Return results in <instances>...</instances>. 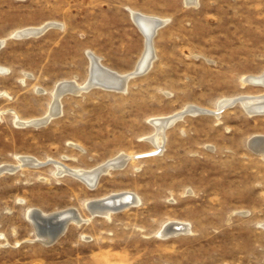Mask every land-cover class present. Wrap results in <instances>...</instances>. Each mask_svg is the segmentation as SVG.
<instances>
[{"label":"rangeland","instance_id":"374dc122","mask_svg":"<svg viewBox=\"0 0 264 264\" xmlns=\"http://www.w3.org/2000/svg\"><path fill=\"white\" fill-rule=\"evenodd\" d=\"M131 10L168 20L150 69L124 91L64 94L47 124L19 125L17 115L43 116L62 82L88 80V52L119 73L135 69L146 38ZM0 39V166L43 163L0 174V264H264V112L241 105L264 95L246 81L264 73V0H0ZM192 105L214 113L184 114ZM179 110L162 152L140 156L155 150L151 119ZM119 154L125 163L92 187L55 170L106 168ZM120 191L139 203L90 216L87 200ZM29 208L76 209L85 221L46 244ZM170 220L191 232L160 236Z\"/></svg>","mask_w":264,"mask_h":264},{"label":"bare ground","instance_id":"6f19581e","mask_svg":"<svg viewBox=\"0 0 264 264\" xmlns=\"http://www.w3.org/2000/svg\"><path fill=\"white\" fill-rule=\"evenodd\" d=\"M187 2H188V4H196L197 0H187ZM131 15H132L133 19L137 22V24L140 26V28L143 31L145 38H146V43H145L146 47L144 50V54H142V57L140 58V60L136 64V67L133 71L128 72V73H119L116 70H113V69H110V68L104 66L100 61V57H98V56L96 57L91 52H88V55H89L90 60H91L90 77H88V80H86L82 84H80L76 81L62 82L59 85L57 84L58 87L55 90H53V92H52V100H51V103L49 104L50 106L43 116L32 118V119H21L17 115L16 116V122L22 126H42V125L47 124L52 117L59 115V113H61L60 112V109H61L60 99L63 96V94H62L63 90L69 89L72 91H76L74 94L81 93L83 91V89L86 88L91 83L92 74L95 75L94 78L97 79V81L99 83H105V84L107 83L108 85H114L118 88H121V90H117V91H122V90L124 91L128 85V81L130 80L129 79L126 81V78L128 77V75H130L132 72H134L138 69H142V68L143 69L147 68V70H146V72H147L148 69H150V67L152 66L153 61L156 58V54H155L154 47H153V40L152 41L149 40L148 35L149 34H155L156 35L158 28L161 27L162 25L166 24L168 22V20L166 18H161L158 16L146 15V14L134 11V10H131ZM54 25H56V23L52 22V23H46L45 25L42 24L41 27H35V28L32 27V28H26V29H22V30L19 29L20 31H18L14 35L19 37V38H22V36H18V35H21V32L24 30L25 31L26 30L32 31V30L40 29V30L45 31L46 29H48L49 27L54 26ZM27 37H29V36H27ZM4 43H5V39H0V48L3 47ZM95 68H98V70L97 69L95 70ZM4 71H6V69L0 67V72H4ZM146 72H144V73H146ZM246 81H249V83L251 82L253 84H259V85L264 87V73H262L261 75H258V76H252V77L246 79ZM84 91H87V90H84ZM255 96H253L251 98H248V97L245 98L244 97L245 99L241 98L242 99L241 105H244L246 111H248V113L251 115L256 114L258 112H261V113L264 112V95H261V96L257 95V97H255ZM237 97H239V96H237ZM236 100H238V99H236ZM236 100H233V102ZM226 105H228V104H226ZM189 107H191V105H189ZM219 109H222V107ZM219 109L217 108V111ZM188 111L192 112L193 114H198V113H212L213 114L214 113V111H211V110L209 111V110L199 109L197 107L193 108V105H192V108L188 109ZM184 114H183V110L182 111L179 110V112L174 113L173 115H170V116L156 117L154 119H151V121L153 123L152 125H154L156 127V132L154 133V135H149V136L145 137L147 140H149L151 142V144H153V146L155 148V150L151 151V152H154V153L155 152H158V153L162 152V146H163L162 143H164V140H165L166 130L169 127H171L173 124H175L177 121L181 120ZM261 136H260V138H261ZM263 137H264V135H263ZM254 145L256 147L260 146L259 142H255ZM261 145H263V143H261ZM253 149H255V148H253ZM259 149H261L262 154H264V146L259 147ZM148 152H150V151H148ZM124 155L125 154H122L120 156V154H119V157L116 156L117 158L112 159L108 163L106 168L105 167L103 168V166H102V167H97V168H93V169H89V170H85V169H81V168H69V167H66V165H64V163H62L60 161H54L55 170L57 171V173H59V175L66 173V172H69V174L71 173V174L77 176L79 179L81 178L85 182V184H88L92 187L97 183V181H98V179H99V177L103 171L105 173L106 169H109V168L114 167V166L123 165V163H125V162H123V159H124L123 156ZM26 159H30L29 156H26V157L22 158L21 160H26ZM31 162L35 166L42 165L41 164L42 162L38 161V160H31ZM113 196H116L115 199ZM139 201H140V197L136 193H133L130 191H120V192L108 194V195L103 196V197L87 200L85 202V206L88 209V211L90 212V216L103 215V216L110 217L111 214L115 211V210H113V205H115V204L122 205L123 206L122 209H124V208H127V207L132 206V205H137L139 203ZM32 208L28 209L27 216L30 219V221L32 222V224L36 230V233H37L36 235L37 236L39 235V237L42 239L41 242L44 241V242L49 243L50 241H52V238L59 233L58 227L62 223V222H60V220L58 221L56 219H53L49 223H47V221L45 220L46 218H50V217L54 216V214H59L58 216H60V217H66L65 215H69L68 218H66L65 228H67L70 223L75 222L77 224H81L82 222L85 221V219L81 216V214L76 209L70 208L68 210H60L57 212H55V211L46 212V211H43L41 209H32ZM42 216H44V218H42ZM42 225H45V226L41 227ZM262 226L264 228V222H262ZM191 230L192 229L190 227L189 222L180 221V220H170L161 226V228L159 229V234L162 237H170L173 235L189 233V232H191ZM39 237H38V239H39Z\"/></svg>","mask_w":264,"mask_h":264},{"label":"water","instance_id":"95a60500","mask_svg":"<svg viewBox=\"0 0 264 264\" xmlns=\"http://www.w3.org/2000/svg\"><path fill=\"white\" fill-rule=\"evenodd\" d=\"M42 32H44V31L40 30V29H36V30H32V31L31 30H26V31L24 30V31L21 32V35H18V36L27 37V36H30V35H38V34H41ZM154 36H155V34H149L148 35L149 40L152 41ZM96 69L98 70V68H95V70ZM146 70H147V68H144V69L142 68V69H138V70L132 72L130 75H128V77L126 78V81L131 79L132 77H135V76L143 74L144 72H146ZM94 76L95 75L92 74L91 83L86 88H84L83 91L84 90H89V89L94 88V87H104V88L109 89V90H121V88H118V87H116L114 85H108L107 83L106 84L105 83H99L97 81V79L94 78ZM75 92L76 91H72V90L66 89V90H63L62 94L64 95V94H67V93H75ZM234 102L236 103V102H239V101L236 100ZM233 103H229L227 106H230ZM187 113H191V112L190 111H186L185 114H187ZM156 153L148 152V153L140 154V156H148V155H152V154H156ZM41 164H43V163H41ZM27 165L31 166L33 164L24 163L22 165H17V164L16 165L14 164V165H11V166L2 165V166H0V174L5 173V172H14V171L18 170L20 167L27 166ZM113 197L115 199L116 196H113ZM122 207H123L122 205L115 204V205H113V210L117 211V210L122 209ZM58 215L59 214H54V216L45 219L47 221V223H49L53 219H56L58 221L60 220V222H62L61 225L58 227L59 228L58 229L59 233L52 238V241H50L49 243H46V244H51V243L55 242L60 237V235L63 234L65 232V230H66V228H65V224L66 223L65 222H66V218H68L69 215H65L66 217H60ZM42 218H44V216H42ZM43 226H45V225H42L41 227H43Z\"/></svg>","mask_w":264,"mask_h":264}]
</instances>
